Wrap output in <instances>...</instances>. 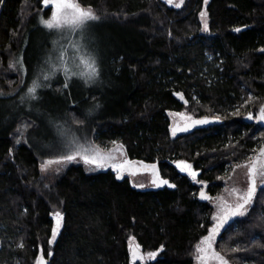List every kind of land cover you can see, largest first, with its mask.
<instances>
[{
  "label": "trees",
  "instance_id": "trees-1",
  "mask_svg": "<svg viewBox=\"0 0 264 264\" xmlns=\"http://www.w3.org/2000/svg\"><path fill=\"white\" fill-rule=\"evenodd\" d=\"M79 3L116 26L121 39L105 61L115 85L111 107L92 117L104 96L89 87L79 102H68V124L89 127L101 150L119 148L132 163L158 162L162 179L175 187L141 189L111 167L81 164L48 182L37 151L25 143L39 124L26 113L0 112V264H35L41 250L47 264H131L137 244L147 264H156L147 253L161 246L160 264H197L196 245L214 224L201 190L218 195L227 173L264 145V124L255 118L264 106V0H210L207 32L200 20L205 0L179 8L165 0ZM50 13L40 0H5L0 104L22 94L24 80L11 62L43 32L40 17ZM53 88L65 94L60 83ZM182 113L221 122L180 131L186 125L174 119ZM177 161L191 163L203 186ZM250 206L225 225L215 246L231 264H264V185ZM56 211L64 219L49 243Z\"/></svg>",
  "mask_w": 264,
  "mask_h": 264
},
{
  "label": "rangeland",
  "instance_id": "rangeland-1",
  "mask_svg": "<svg viewBox=\"0 0 264 264\" xmlns=\"http://www.w3.org/2000/svg\"><path fill=\"white\" fill-rule=\"evenodd\" d=\"M165 1L167 2V0ZM209 1L210 0H207V3H205L202 10L206 15L202 17L200 13V20L204 32L209 30V15L207 12V4ZM176 3H179V0H173V3L170 5L175 7ZM205 22L207 23V30L204 28ZM41 28L43 29V32L34 34V38L28 41V44L24 47L20 55L11 62V67L22 75L25 87L23 86L24 89L22 90V94L14 99H10L4 105L0 104V112L5 115H9L11 112L15 114L26 113L39 124L38 129L26 137L25 143L37 151L41 161L40 167L42 174L46 177L48 182H53L71 164H81L88 169L96 167L95 165L85 164L80 157H77L76 160L71 162L64 161L61 163L47 164L50 160L55 161L63 155L70 154L75 150L76 145H83L88 149L95 147L105 154L110 153L113 156V159L108 161L106 167L110 168V165L112 164L125 163L127 158L121 149L101 150L92 142L90 138L91 130L89 127L85 126L75 130L74 127H70L67 122V117L64 114L68 102L71 103V105L73 102H79L84 95V90L89 87L99 89L104 96L103 104H98L96 105V108L91 110L92 117L100 116L106 111V109L111 107L108 94L115 85L108 78L110 73L105 68V61L108 55L116 49V44L119 42V39H121L119 29L116 26L109 24L108 21L103 22L101 19L90 22L89 26L83 32H80L79 30L72 32L69 29H64L62 31L49 30L42 24ZM31 41H33L32 44ZM73 44L82 46V51H86L95 57L99 75L89 82H86L85 78L79 75L72 76L66 81L64 72L61 69L55 71V74L52 75L50 79L44 80L43 76L40 75L41 69L48 72L52 71V65L59 67L60 60L58 57L62 49H67L68 56L64 57V59L68 61V65L73 72L79 73L85 71L82 67L76 66L79 62L75 60V49L72 47ZM28 45H31L30 48ZM21 58L22 64L19 62L21 61ZM49 60L50 62L46 63V61ZM38 77L41 87L37 88L35 98H32L28 93V88L32 86L33 80ZM65 82L68 83L67 88L64 87ZM57 83L62 85L65 94L55 93L53 86ZM182 114L183 115L179 114L174 119V124L177 121L178 125L182 126L187 120L192 119L190 115L186 113ZM187 117H191V119H187ZM183 120L186 121L184 122ZM177 162L175 163L176 167ZM186 163L191 164L189 162ZM250 163L251 160L239 165V167L237 165L227 173L228 175L225 177L223 190L218 195L213 196L210 200V204L214 209L212 217L218 213L221 204H224L225 207H234L239 202L238 194L232 192L233 188L238 189L240 192L247 191L249 185L248 166H250ZM42 165H44L45 168L42 169ZM111 168L115 170L113 167ZM192 168L198 173L194 183L202 187L203 183L198 180L200 172L195 170L193 165ZM181 173L188 176L185 172ZM130 178L133 185L137 188L143 189L152 186L151 177L149 175L130 176ZM141 184L144 185V187H138V185ZM262 185H264V183H262L261 178L258 176L257 187H261ZM250 207L249 204L246 213ZM243 216L232 217L228 222ZM212 221L214 224L216 223L213 219ZM221 234L222 232L216 236L214 248ZM58 236L59 234L57 237ZM222 255L226 258L224 254ZM196 256L197 253L195 252V262L200 264V261L196 259ZM209 264H218V262L212 260ZM229 264L231 263L229 262Z\"/></svg>",
  "mask_w": 264,
  "mask_h": 264
},
{
  "label": "snow or ice",
  "instance_id": "snow-or-ice-1",
  "mask_svg": "<svg viewBox=\"0 0 264 264\" xmlns=\"http://www.w3.org/2000/svg\"><path fill=\"white\" fill-rule=\"evenodd\" d=\"M2 2V0H0ZM43 7L48 9L51 12V16L49 18H45L44 16L40 17V23L49 30H58L62 31L64 29H69L72 32L79 30L83 32L90 24V22L97 21L100 19L98 15L93 11L91 6L84 7L79 3V0H40ZM169 4L173 3V0H167ZM184 3V0H179V3L175 4V7L179 8ZM207 3V0H205ZM206 15L205 12H201V16L204 17ZM205 30H207V23L204 25ZM236 31H240V29H236ZM57 43V42H54ZM72 47L75 49V60L79 63L76 65L77 67H82L85 71H81L79 73L73 72L72 69L68 65V61L64 59V57L68 56L67 49H62L59 53L60 65L59 67L56 65H52V71L46 72L41 69L40 75L43 76L44 80H48L52 75L55 74L57 70H63L66 81L70 79L72 76L79 75L85 78L86 82L92 81L99 75V71L96 65L95 57L86 51H82V46L77 44H73ZM22 64L21 61H19ZM46 61V63H49ZM14 66V65H13ZM41 87L39 83V77L32 82V86L28 88V93L35 98V93L37 88ZM64 87H68V83L65 82ZM182 98V97H181ZM183 115V114H180ZM258 121L264 122V106H262L259 110V115L255 117ZM187 119H191V117H187ZM248 119H253V115L250 112L248 114ZM209 120L207 117L201 120H196L193 124H207ZM177 129H173V134H175ZM180 131H187V127L179 129ZM19 143V141H17ZM80 157L83 159L85 164L95 165L96 168H103L108 164V161L113 159V156L108 153L100 151L98 148H85L83 145H76L75 150L70 154L63 155L59 157L55 161H48L47 164L51 163H61L64 161L71 162ZM251 159V158H250ZM131 162L126 161L123 164H112L116 172L118 173V178H120L119 174L128 166ZM151 167L154 175V179L152 181L153 185L159 187L161 185H169L170 187H175L174 184H169L168 180L161 179L156 172L155 165L148 166L145 165V168ZM177 167L181 172H185L190 176L193 180H196L198 173L193 170L192 165L186 163L185 161L177 162ZM239 167V165H238ZM45 168L42 165V169ZM260 177L262 183H264V148L260 149L259 155L255 159H251L250 166H248V177H249V185L247 191L240 192L238 189L233 188L232 192L238 194V203L234 207H225L224 204L219 206V211L216 215L212 217L216 223L213 225L211 229L208 230V235L204 236L201 241L196 245V259L200 261V264H209L210 261L215 260L218 264H229V261L214 248V242L216 236L221 232V230L228 223L229 219L236 216H243L247 211V206L253 201L255 193L257 191V177ZM138 187H144V185H138ZM201 199L209 200L208 197L203 191L200 193ZM55 217V226L52 229L51 239L49 243L55 242L57 235L60 232L63 222V214L59 211L53 213ZM131 239H134L132 237ZM19 247H23V244L19 245ZM235 251V249H234ZM163 252V246L160 249L151 251L147 253L148 261H156V264H160L159 256ZM131 254V264H136V262L144 261V264H147L145 261V256L140 249V245L137 244L135 247H130ZM47 255H51V253H47ZM35 264H47L45 259V254L43 250H41L40 255L35 260Z\"/></svg>",
  "mask_w": 264,
  "mask_h": 264
},
{
  "label": "water",
  "instance_id": "water-1",
  "mask_svg": "<svg viewBox=\"0 0 264 264\" xmlns=\"http://www.w3.org/2000/svg\"><path fill=\"white\" fill-rule=\"evenodd\" d=\"M196 121V120H193L190 122V126L187 127V129H192V128H195L197 126H210L212 124H215V123H220L221 121L220 120H209V123L207 124H193V122ZM128 161V160H127ZM130 162V161H128ZM145 165H148V166H152V165H155V169H156V172L158 173L159 177L162 179L161 177V172H160V166H159V163L156 162V163H147V162H138V163H130L128 166H126V168L124 170H122V172L119 174V176H122L123 173H126L125 176H138V175H149L151 177V181H153V179L155 178L154 175H153V171L151 169V167L149 168H145ZM153 185V183H152ZM155 188H162L164 185H161L159 187L153 185ZM134 248V247H133ZM139 261V260H138Z\"/></svg>",
  "mask_w": 264,
  "mask_h": 264
},
{
  "label": "flooded vegetation",
  "instance_id": "flooded-vegetation-1",
  "mask_svg": "<svg viewBox=\"0 0 264 264\" xmlns=\"http://www.w3.org/2000/svg\"><path fill=\"white\" fill-rule=\"evenodd\" d=\"M45 9H46V8H45ZM191 121H193V119H191V120H187V121H186V123H185L186 127H188V126L191 127V125H190V122H191ZM263 124H264V122H263ZM184 128H185V127H184ZM262 148H264V145L262 146ZM258 155H259V154H258ZM255 158H256V157H254L253 159H255ZM123 174L126 175V173H123ZM201 191H203L208 197H210V195L206 193V190H205L204 188H203ZM200 193H201V192H200ZM206 201H208V200H206ZM222 231H223V230H222ZM222 231H221V232H222ZM221 232H220V233H221Z\"/></svg>",
  "mask_w": 264,
  "mask_h": 264
},
{
  "label": "built area",
  "instance_id": "built-area-1",
  "mask_svg": "<svg viewBox=\"0 0 264 264\" xmlns=\"http://www.w3.org/2000/svg\"><path fill=\"white\" fill-rule=\"evenodd\" d=\"M4 2H5V0H2V2H0V13H1L2 8H3V6H4Z\"/></svg>",
  "mask_w": 264,
  "mask_h": 264
}]
</instances>
